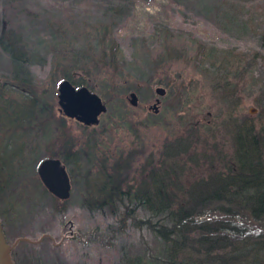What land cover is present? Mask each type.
I'll return each mask as SVG.
<instances>
[{"label": "rangeland", "instance_id": "rangeland-1", "mask_svg": "<svg viewBox=\"0 0 264 264\" xmlns=\"http://www.w3.org/2000/svg\"><path fill=\"white\" fill-rule=\"evenodd\" d=\"M119 1L128 5L111 22L120 60L96 65L103 46L92 28ZM263 33L264 0H0V98L4 92L7 105L23 106L0 129V141L9 140L0 146V221L13 263L138 264L148 251L161 257L162 241L148 223L155 219L138 202L116 204L112 213L83 200L104 181L103 162L126 164L123 183L136 184L151 164L166 159V148L177 182L170 191L179 199L196 181L235 173V135L247 128L264 140ZM76 49L90 56L78 71L68 63ZM64 72L96 80L92 89L108 105L100 122L85 127L66 117L67 128L27 125L35 109L30 94L62 114L58 77ZM132 91L137 104L129 100ZM64 141L77 162L67 163L71 196L59 210L37 168Z\"/></svg>", "mask_w": 264, "mask_h": 264}, {"label": "trees", "instance_id": "trees-1", "mask_svg": "<svg viewBox=\"0 0 264 264\" xmlns=\"http://www.w3.org/2000/svg\"><path fill=\"white\" fill-rule=\"evenodd\" d=\"M127 7L128 5L121 1L110 4L106 18L97 20L96 25L91 27L93 39L99 46H103L98 49L102 60L101 62L95 60L96 65L102 62L109 63L107 58L120 60L116 56L121 55L122 51L113 33L114 25L111 22L115 24L118 19L124 17L127 11L123 9ZM261 38L264 41V33ZM192 43L196 48L198 43ZM204 49L207 47L204 46ZM80 50H74L68 61L74 71L82 70L86 65L85 59L90 58L85 54L83 57L76 55ZM78 58H82V63ZM59 78L70 79L77 86L85 85L91 89L95 88L97 83L95 79L76 78L73 72H64ZM112 89L116 92L120 90V86L113 85L112 82ZM30 98L31 109L33 107L35 109L33 112L31 110L32 116L27 120V125L33 127L39 125L38 123L42 125L54 123L67 128L66 117L62 114L56 115L52 105L39 99L36 93L30 94ZM0 100L3 102L0 104V111L3 112V115L0 114L1 129L7 121L9 123L14 121V109H22L23 106L13 108L14 105H7L10 100L6 98L4 92L3 94L1 92ZM8 112L12 115L9 116ZM41 114L44 119H41ZM246 131L247 128L244 135H235L236 158L230 168L235 166L236 172L232 175H226L225 172L223 176L218 175V178L208 182L204 180L194 182L187 188L189 190L184 198H180L181 200L170 191L171 185H176L177 182L172 179L174 166L166 162V159L169 160L171 157L166 148L163 154L166 159L159 162L161 166L151 164V169L147 172L148 177L136 184L123 183L125 181L122 174L126 172V164L121 166L118 161L115 164L110 162L108 165L107 161L103 162V166L100 167L104 170V181L94 188V194L88 195L90 198L86 197L83 200L84 204L91 209L107 208L113 213L116 204L124 206L128 200L138 202L151 213L155 221L148 220V223L162 241L159 248H162L161 257L148 251L146 260L141 259L138 264H214L213 262L220 259L217 257L218 252L224 254L219 264H264V140L252 135L249 130ZM4 139L6 140L0 141V146H3L4 142L9 143L7 137ZM10 143L17 146L15 142ZM66 145L65 142V148L53 147L47 156L61 158L66 164H74L77 160L73 159L70 153L72 147ZM43 189L53 198L54 205L59 210L66 206L68 199L61 200L55 197L44 185ZM216 202L221 205L216 208L210 207ZM224 203L231 205H223ZM213 211H219L221 215H216ZM247 215L253 219V227L256 230L250 231L246 226L249 223Z\"/></svg>", "mask_w": 264, "mask_h": 264}, {"label": "water", "instance_id": "water-1", "mask_svg": "<svg viewBox=\"0 0 264 264\" xmlns=\"http://www.w3.org/2000/svg\"><path fill=\"white\" fill-rule=\"evenodd\" d=\"M157 91L163 94L165 89L158 87ZM129 100L132 104L138 103L136 92L132 91L130 93ZM58 103L61 113L89 126L97 125L100 122L101 115L108 109V105L99 93L88 86L76 87L68 79L59 82ZM72 103L75 105H72ZM37 171L41 181L50 192L56 194L60 199L70 198L71 179L67 165L60 158H44L39 163ZM21 239L28 240L27 237H21L17 241ZM12 246L7 241L0 221V264H14L10 253Z\"/></svg>", "mask_w": 264, "mask_h": 264}, {"label": "flooded vegetation", "instance_id": "flooded-vegetation-1", "mask_svg": "<svg viewBox=\"0 0 264 264\" xmlns=\"http://www.w3.org/2000/svg\"><path fill=\"white\" fill-rule=\"evenodd\" d=\"M67 79V78H66ZM64 80V79H63ZM72 84H74L70 79H68ZM75 85V84H74ZM76 87H81V86H77V85H75ZM72 105H75L74 103H72ZM157 105H159V102H158V100H157V104H156V106L155 107H157ZM66 117V116H65ZM55 195V197H57L56 196V194H54ZM58 198V197H57ZM60 199V198H59ZM29 240V239H28ZM27 240V241H28Z\"/></svg>", "mask_w": 264, "mask_h": 264}]
</instances>
